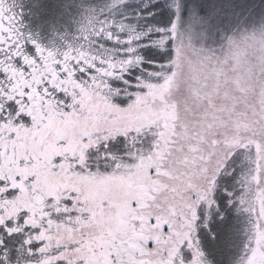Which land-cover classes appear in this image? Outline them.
Segmentation results:
<instances>
[{
  "label": "snow or ice",
  "instance_id": "1",
  "mask_svg": "<svg viewBox=\"0 0 264 264\" xmlns=\"http://www.w3.org/2000/svg\"><path fill=\"white\" fill-rule=\"evenodd\" d=\"M0 264H264V0H0Z\"/></svg>",
  "mask_w": 264,
  "mask_h": 264
}]
</instances>
